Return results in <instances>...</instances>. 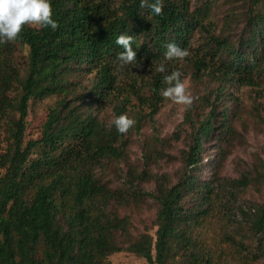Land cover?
I'll list each match as a JSON object with an SVG mask.
<instances>
[{"label":"trees","instance_id":"1","mask_svg":"<svg viewBox=\"0 0 264 264\" xmlns=\"http://www.w3.org/2000/svg\"><path fill=\"white\" fill-rule=\"evenodd\" d=\"M50 3L58 29L26 26L14 41L29 49L25 77L10 59L15 43L0 44V121L12 111L19 113L10 126V146L5 149L0 141V169L4 170L0 175V264H109V257L120 252L149 264H257L264 260V206L251 216V238L238 240L226 223L217 229L209 204L215 190L208 183L196 189L195 176L204 141L215 130L231 134L227 110L220 128L215 126L226 83L253 81L264 61L263 15L256 9L252 12L250 29L239 46L213 35L215 46L191 60L197 76L209 71L220 81L216 100L196 128L180 181L173 186L158 182L154 192L146 193L132 181L124 190L98 178L104 160L122 158L125 134L85 107L113 97L119 116L136 97L156 114L164 101L160 95L163 77L180 62L164 60L167 45L175 42L191 55L196 31L206 29L208 10L192 11L189 0H163L160 16L142 8L141 0ZM121 34L134 37L137 60L152 72L142 88L130 85L126 91L122 86L129 73L134 74L131 69L137 68L119 67L116 56L123 48L115 42ZM161 62L165 73L157 71ZM75 70L95 74L93 89L78 96V105L68 98L69 77ZM16 84L21 91L15 101L10 93ZM54 94L63 98L42 137L26 142L30 102ZM192 191L200 193L208 205L187 208L185 199ZM146 196L158 205L157 230L135 236L130 216L122 215L120 208ZM254 240L256 244L251 245Z\"/></svg>","mask_w":264,"mask_h":264},{"label":"rangeland","instance_id":"2","mask_svg":"<svg viewBox=\"0 0 264 264\" xmlns=\"http://www.w3.org/2000/svg\"><path fill=\"white\" fill-rule=\"evenodd\" d=\"M192 11L208 10L205 18L206 29L196 31L193 40V53L180 61L173 70L182 72L188 91L197 99L191 107L176 105L165 100L159 111L152 114L146 104H141L136 97L123 114L136 121L134 127L125 134L123 156L120 159L104 160L97 170L98 178L108 186L129 190L134 182L146 193L155 191L158 182L167 186L177 184L185 172V158L195 138V131L200 122L212 110L216 100V89L220 81L209 75V71L197 76L191 60L203 56L209 46H215L213 35L229 38L233 45L239 46L243 36L248 33L252 21L251 14L256 9L264 17V0H189ZM256 2H260L258 6ZM15 43V42H14ZM29 49L15 43L14 54L10 57L14 66L25 77L28 67ZM123 80L122 86L127 91L130 85L142 88L151 80L149 70L131 69ZM130 75L134 77L131 79ZM95 74L85 70H75L69 77L71 92L69 100L76 103L78 96L93 89ZM20 86L15 85L10 93L15 101L20 97ZM147 96L148 90L143 91ZM63 94H54L45 98H35L29 104L25 141L42 137L44 126L55 107L62 100ZM113 97L85 107L108 126H115L112 121L116 114ZM229 114L231 134L226 135L215 130L203 143L201 161L195 171L198 178L196 189L208 183L214 188V196L209 201L212 219L217 229L223 223L229 227L238 240L251 238L250 219L257 208L264 206V61L256 72L253 81L238 80L226 83L223 102L218 106L215 121L220 128L224 111ZM19 113L15 110L0 121V141L5 149L12 143L10 126L18 121ZM225 131L226 128H225ZM4 170L0 169V175ZM202 196L192 191L185 199L187 208H196L204 204ZM203 206V207H204ZM158 205L151 197H144L128 207H121L122 215L130 216L133 234H154L157 230L156 217ZM255 245L256 241L250 242ZM109 264H149L129 252L113 254ZM257 264H264V260Z\"/></svg>","mask_w":264,"mask_h":264},{"label":"clouds","instance_id":"3","mask_svg":"<svg viewBox=\"0 0 264 264\" xmlns=\"http://www.w3.org/2000/svg\"><path fill=\"white\" fill-rule=\"evenodd\" d=\"M142 8H148L157 16L163 14V0H141ZM26 26L47 28L56 30L59 24L53 19V9L50 0H0V44L16 41ZM134 37L128 34H121L116 39V44L123 48L117 53L116 59L119 67L135 65L142 68L143 62L137 60V52L133 50ZM165 61H183L190 53L186 48H182L175 42L167 45L164 52ZM160 73H165L166 68L163 62L157 68ZM182 72L174 70L163 77V87L160 95L163 99L171 101L176 105L191 107L194 97L189 91L186 80H182ZM112 123L121 134H127L129 129L134 127L136 121L129 118L127 114L115 117Z\"/></svg>","mask_w":264,"mask_h":264}]
</instances>
